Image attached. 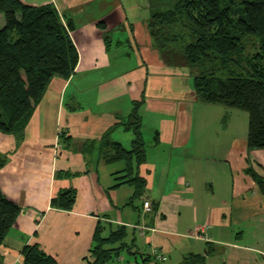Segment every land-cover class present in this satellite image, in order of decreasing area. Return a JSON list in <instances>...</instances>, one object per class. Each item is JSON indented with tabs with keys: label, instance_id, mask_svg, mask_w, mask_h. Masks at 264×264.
<instances>
[{
	"label": "crops",
	"instance_id": "obj_1",
	"mask_svg": "<svg viewBox=\"0 0 264 264\" xmlns=\"http://www.w3.org/2000/svg\"><path fill=\"white\" fill-rule=\"evenodd\" d=\"M21 1L51 4L75 22L79 62L68 79H52L21 132L0 131L8 156L0 187L22 208L0 264L32 244L59 264H89L96 236L120 226L127 235L105 245L117 250L103 264H189L195 256L204 264H264V149H248V133L222 115L223 105L198 97L193 70L154 48L147 21L163 4ZM138 102L145 161L132 156L130 179L140 176L145 187L135 197L115 142L132 149L126 121ZM67 190L72 209L55 207Z\"/></svg>",
	"mask_w": 264,
	"mask_h": 264
},
{
	"label": "trees",
	"instance_id": "obj_2",
	"mask_svg": "<svg viewBox=\"0 0 264 264\" xmlns=\"http://www.w3.org/2000/svg\"><path fill=\"white\" fill-rule=\"evenodd\" d=\"M0 13L5 19L0 27V131L18 134L52 79H68L74 73L79 50L71 33L76 24L51 4L0 0ZM147 27L155 49L180 58L193 70L194 90L203 102L248 112L247 148L264 149V0H178L169 9L152 12ZM110 36L105 32L107 44ZM139 108L138 102L126 121L135 134L132 149L115 142L121 149L115 157L127 161L124 171L136 185L135 197L145 187L140 176L130 179L132 156L138 164L145 161ZM7 161V154L0 152V169ZM74 202L70 190L52 201L62 209H72ZM21 212L0 187V246ZM126 235L124 226L108 238L97 235L95 261L89 264L109 260L117 249L105 245L121 242ZM22 253L27 264H59L37 244L25 246ZM189 262L204 264L205 259L195 256Z\"/></svg>",
	"mask_w": 264,
	"mask_h": 264
},
{
	"label": "rangeland",
	"instance_id": "obj_3",
	"mask_svg": "<svg viewBox=\"0 0 264 264\" xmlns=\"http://www.w3.org/2000/svg\"><path fill=\"white\" fill-rule=\"evenodd\" d=\"M177 1L178 0H142V3L145 5L147 2L148 4H152L154 6L163 4V6H161L160 9L159 8L155 9L154 10V12H155L158 10L163 11V10H166V9L173 7ZM4 24H5L4 16L2 13H0V27H2ZM98 25L101 26L100 23ZM100 29H102V26L100 27ZM223 108H224V113L222 115L223 116H227V115L230 116L231 115L233 120H235L237 123V129L240 132H242V130H244L245 134L248 133L247 132L248 131V123H249L248 112L245 110H242V109L230 108V107H226V106H223ZM8 134H10V133H8ZM136 200H138V199H136ZM130 237H132V235H130ZM21 257H23V259H24V255H21ZM24 261H25V259H24Z\"/></svg>",
	"mask_w": 264,
	"mask_h": 264
},
{
	"label": "built area",
	"instance_id": "obj_4",
	"mask_svg": "<svg viewBox=\"0 0 264 264\" xmlns=\"http://www.w3.org/2000/svg\"><path fill=\"white\" fill-rule=\"evenodd\" d=\"M144 209H145L146 211H150V210L152 209V204H151L150 200H148V199L145 200V202H144ZM140 228H141V231H142L143 233H145V231H146V227H144V226H140ZM154 254H155V256L158 257L159 259H166V256H164L163 254L158 253V250H156V249L154 250ZM13 264H27V263L24 261L23 257L18 256V257L16 258V260L14 261Z\"/></svg>",
	"mask_w": 264,
	"mask_h": 264
}]
</instances>
